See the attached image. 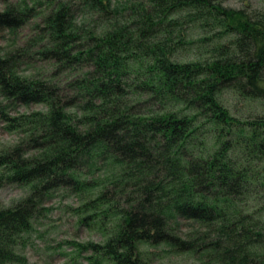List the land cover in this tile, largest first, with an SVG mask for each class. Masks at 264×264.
<instances>
[{
    "label": "trees",
    "instance_id": "obj_1",
    "mask_svg": "<svg viewBox=\"0 0 264 264\" xmlns=\"http://www.w3.org/2000/svg\"><path fill=\"white\" fill-rule=\"evenodd\" d=\"M0 3V121L22 133L0 151V187L26 189L0 201V264L27 259L19 247L59 193H88L76 211L106 239L72 244L91 264H149L144 247L207 264H264V221L242 204L255 178L264 190V163L254 170L264 162V120H243L250 132L233 134L252 150L248 161L228 157L234 141L210 154L202 143L216 120H239L220 105L225 86L264 97V13L221 0ZM211 21L236 36L188 37L189 26ZM192 43L205 46L200 57L175 59L177 46ZM37 57L54 70L27 74L24 59L34 69ZM33 104L46 109L20 112ZM177 105L196 106L200 117Z\"/></svg>",
    "mask_w": 264,
    "mask_h": 264
},
{
    "label": "rangeland",
    "instance_id": "obj_2",
    "mask_svg": "<svg viewBox=\"0 0 264 264\" xmlns=\"http://www.w3.org/2000/svg\"><path fill=\"white\" fill-rule=\"evenodd\" d=\"M221 1L224 5L231 8L264 13V0ZM0 6H2L1 3ZM83 16L84 15H78L77 18L80 20ZM84 17L86 18L87 14H85ZM35 20L37 21V18ZM209 25L210 26L202 27L201 24H198L197 22L193 24V26H189V30L187 31L189 33L188 37L191 39H199L204 36L213 37L215 31L212 29H219L221 31H226L221 38L214 39L215 43L221 44L226 43L227 41L229 42L231 38L236 36L234 32L227 31L226 27L224 26L225 24H217L216 22L211 21ZM31 27V24H29L28 27L22 29L18 38L20 40L18 42L19 45L23 44V46L26 47L25 43L27 42V38L31 35L33 30ZM97 29L100 30L102 27L99 26ZM6 45L7 40L1 38L0 46L4 47ZM177 47L175 59L179 61L187 60L188 58L192 59L193 56L198 58L200 57L199 51L205 49V46L194 45L193 43L192 45L186 46L184 44L183 46L181 45ZM207 55H211V53H208ZM24 60L26 62L23 64L22 69L29 70L27 74L39 73L38 70H40L42 72L41 75H47L51 72V70H54L52 67L53 63H50L52 66H49L48 62L40 57H37L35 61L36 66H32L34 69L27 67V61H30V59ZM36 68L37 70H35ZM232 87L237 86H225L218 95V100L221 103L220 105L224 106V108L228 111V114L239 118V120L234 122L230 121L229 123L228 120H226L227 123L223 122V119H220L219 121L216 120V122L212 123L208 126V128H206V130L208 129V133L202 139V143L204 148L207 149L210 154L212 151H216V148L220 146L219 143L223 142L224 140L234 141V145H231L232 147L229 149L230 152H228V157L239 158L244 162L245 160L248 161L250 156H247V154L252 153V150L249 148L246 150L245 148L247 147L245 146L244 139L239 137L235 138L233 134L235 131H243V133L250 132V127L243 120H264V97L252 96L250 93L248 94L244 92L242 88L240 89L238 87L239 89H234ZM158 103L159 102H156V104ZM160 106L162 107V104H160ZM184 106L177 105V108L175 109L182 111ZM166 107H169L168 104ZM206 108L209 109L211 107L206 106ZM45 109L46 108L43 104H33L30 107L21 106L19 108L20 112H30L34 110ZM209 112L213 113V110L209 109ZM12 113L15 114V112ZM199 113H201L200 109H197L196 106H193L187 110H184V112L182 111L180 115L190 118V116L197 114L198 117H200ZM211 113L209 115L213 118V122L214 117ZM224 132H229V134L225 135ZM21 134L22 133L19 131H8L4 127V124L0 121V151L5 146L14 145L17 141H19ZM220 138L221 140H219ZM238 141L242 142L240 143ZM206 157H208V155H206ZM263 163L264 162L258 164L257 162V166H255L254 170H260L263 166ZM258 165H260L261 168ZM90 177L92 176L90 175ZM255 179L253 182L254 184L248 189V194L244 195L242 204L244 205V209L249 213L254 214L256 212V219L264 221V190L261 189V182L257 183L258 181L256 182ZM110 186H113V184ZM258 187L260 188L258 189ZM25 190V188L19 186H1L0 201L3 203H11L12 201H15L23 196L25 194ZM87 194L88 193L79 195L71 193H59L55 195L54 199L46 204V210H44L42 216L35 222V227L27 237V241L19 247L20 255H24L27 259L24 261L22 260L21 262L19 261L16 264H91L89 260L90 252L79 253V251L72 244V242L75 241L89 243L92 241L103 242L106 239V235L104 234L103 230L98 227L84 226L80 221L79 213L76 210L82 206V200L85 202ZM181 224L182 225L180 226L187 231L192 229L194 226L195 227L193 229L196 228V225H194L192 222L182 221ZM182 233L184 232L182 231ZM142 250L144 254H150L148 251L152 252L149 260L147 261L149 264H207L205 261L199 259L198 255L193 256L188 253L168 252V249L164 250L163 248L156 249L144 247Z\"/></svg>",
    "mask_w": 264,
    "mask_h": 264
}]
</instances>
